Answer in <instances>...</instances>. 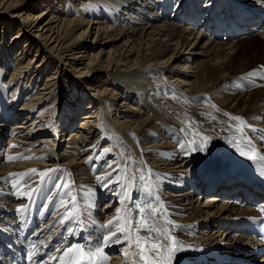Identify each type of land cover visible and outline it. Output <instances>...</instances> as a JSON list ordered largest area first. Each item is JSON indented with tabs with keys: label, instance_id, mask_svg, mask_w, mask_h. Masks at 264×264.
<instances>
[{
	"label": "bare ground",
	"instance_id": "obj_1",
	"mask_svg": "<svg viewBox=\"0 0 264 264\" xmlns=\"http://www.w3.org/2000/svg\"><path fill=\"white\" fill-rule=\"evenodd\" d=\"M22 1L0 0V15L15 17L28 42L12 64L14 53L0 49V245L20 232L30 264L36 259L53 264L57 256L56 264H88L77 249L90 253L98 247V264H133L134 259L144 264L139 256H125L138 251L134 242L122 234L119 243L104 237L121 223L128 227L125 206L133 210L135 228V204L151 203L159 210L162 203L169 216L158 219L157 226L175 221L167 227L184 246L179 264H187L184 255L189 258L194 248L219 246L226 254L252 250L256 237L233 220L259 214L255 201L264 206V185L238 168L242 157L253 165V155L264 161V78L258 75L264 77V0H52L40 13L18 10ZM64 1L70 3L67 9ZM73 11L80 15L73 17ZM115 23L129 24L112 27ZM260 39L258 51L241 56L245 42ZM33 40L44 58L27 62ZM69 52L67 64L80 82L88 83L63 91L66 104L58 105L50 100L59 75H46L42 86L39 82L48 58L62 59ZM95 72L104 79L98 84L87 79ZM19 102H24L20 109ZM79 116L78 130L59 140ZM11 122V129L4 130ZM32 169L37 172L10 175ZM109 173L102 186L98 177ZM207 193L213 195L206 204L193 207ZM233 194L242 198L244 208L233 202ZM102 197L108 201L100 210ZM221 198L228 201L219 206ZM110 220L113 226L102 227ZM212 227L219 233L214 239L208 234ZM140 235L157 236L148 229ZM69 248L72 252L65 255ZM262 251L214 264H264ZM149 254L157 258L155 250Z\"/></svg>",
	"mask_w": 264,
	"mask_h": 264
},
{
	"label": "rangeland",
	"instance_id": "obj_2",
	"mask_svg": "<svg viewBox=\"0 0 264 264\" xmlns=\"http://www.w3.org/2000/svg\"><path fill=\"white\" fill-rule=\"evenodd\" d=\"M58 0H56V2H57ZM245 1V0H244ZM49 2L51 3L52 2V0H24V1H22V5L20 6V8H18V10H20V9H31L33 12H35V13H40L41 11H43L44 9H46L47 8V6L49 5ZM55 2V5H57V3ZM72 3H74V2H72ZM70 3L69 2H67V1H64V3H63V7L65 8V9H67V5H69ZM75 4L76 5H78L79 3H78V1L77 2H75ZM62 9V8H61ZM71 9H73V8H71ZM72 15H74L73 17H78L80 14H79V12L77 11H73L72 12ZM84 18H87L86 16L84 17ZM93 17H89V19H92ZM17 19L14 17V18H12L11 17V15H8V14H4V15H0V49H2V50H4V51H10V52H13L14 53V58L12 59L11 58V64L12 63H14V61H15V59L17 58H15V56H16V54L19 52V49L22 47V46H24V45H26V44H28V42H27V39H26V37H25V35H24V31L22 30V28L20 27V25L17 23V21H16ZM119 23V22H118ZM118 23H115V24H112V27H118V26H120V25H128L129 23H122V24H118ZM131 26L132 25H134V24H130ZM263 25H264V23H263ZM109 26H111V24L109 25ZM87 27V26H86ZM201 31V29H199V32ZM257 31V30H256ZM206 33V32H205ZM198 34V33H197ZM241 34H244V32H241L240 33V35ZM21 35V36H20ZM95 35H96V33H95V31L94 32H92L90 35H89V39H88V41H86V43L88 44V42H89V45H92V42L94 41V38H95ZM97 41V40H96ZM96 41H95V43H96ZM257 41H259V42H257ZM256 42H245V45L246 46H244L245 48L244 49H241V56H243V55H248V54H252L253 52H255L256 50L258 51L260 48H261V46H262V43H261V39L260 40H257ZM14 43H16L17 44V46L16 47H12V45H14ZM33 43H34V45H31V47H32V49H31V47H29L28 46V48H29V52H28V54H27V56H26V61L28 62L30 59H39L40 61L41 60H43V55L42 54H40L39 52H38V48H37V44H36V40H33ZM91 43V44H90ZM227 44V43H226ZM255 45L253 48H252V45ZM95 45V44H94ZM93 45V46H94ZM111 47V44H109L107 47H106V51L109 49ZM251 47V48H250ZM78 51V50H77ZM106 51H105V55H106ZM67 54V55H66ZM65 54V57H63L62 59H60V58H55V57H53V56H51L50 58H48V62H50L49 64V68L48 69H46L47 71H46V73H44V75H43V77L40 79V82H39V86H42V84L44 83V81H45V77H46V75H59V83H58V86H57V88H58V90H56V94H55V96H53L52 97V99L50 100V102H52V103H56L57 104V102H58V105H60V104H66V103H63V101H65L66 99V96L65 95H63V91H65V90H67V89H69L70 87H72L73 85H75V87L74 88H78V87H86L87 86V83L88 82H86V83H82V82H80L79 81V79L78 78H80V75L78 74V73H73V71H72V67H70L71 66V64H67V62H66V59H69V57L70 56H72V52H69V53H66ZM25 55V54H24ZM104 55V54H103ZM89 57V56H88ZM106 57V56H105ZM104 57V58H105ZM250 57V56H249ZM46 59V58H45ZM70 60V59H69ZM86 60L88 61V58H86ZM57 65L59 66V69H60V71H58L57 72V70H56V67H57ZM8 70H12V66H9V69ZM64 73V75L63 76H60V73ZM260 72V71H259ZM261 73L262 72H260L258 75L260 76V77H262V78H264L263 77V75H261ZM91 74H94V71H92L91 72ZM101 74V72H95V75L93 76V77H89V78H87V79H89V82L91 81V83H99V82H102L104 79L101 77V76H99ZM258 75L256 74V77H258ZM77 76V77H76ZM9 74L7 73L6 74V72H5V76H4V80L6 81V80H8L9 79ZM34 83V81H32V79L30 80V82L29 83ZM242 81H239V82H237V85H239V87L237 86V89H239V90H241V83ZM245 84H246V82H244ZM5 86H8L7 84H5ZM8 88V90L6 89V91H8L10 94H12L11 92H12V90L11 89H9V87H7ZM24 88L25 87H23V89H21V90H23L22 91V97H23V99L25 100V93L27 92V91H25L24 90ZM79 90V89H78ZM8 93V94H9ZM9 94V95H10ZM65 96V97H64ZM67 100H68V98H67ZM70 101V100H69ZM120 101H123V100H120ZM24 102H19L18 103V109H20V108H22V104H23ZM127 103H130L129 101H127ZM131 104V103H130ZM233 104H236V103H233ZM235 106V105H234ZM83 113V112H82ZM81 113V115H83ZM31 120H33L32 118H31ZM81 121V119H80V116H79V118H77L76 120H75V123H74V125L71 127V129H69V130H67V131H64V133L62 132V133H60L59 135H58V139L59 140H61V139H65V138H68L69 136H70V134H71V132L72 131H75V130H78V126H79V122ZM15 122H19V120L18 121H15ZM13 122H11V123H9V124H7L6 126L4 125L3 127H5V129L4 130H7V131H9L11 128H9L10 127V124H12ZM9 126V127H8ZM55 131H57L56 129H55ZM45 133H47V132H45ZM58 134V133H57ZM9 135V132L5 135V138L3 137L2 139H4V142H3V145L6 143H8V136ZM43 135H45V134H43ZM7 137V138H6ZM38 138H40V136H38L36 139H38ZM8 140V141H7ZM263 147H264V141H263ZM254 148V147H253ZM211 195H213V194H210V193H207L206 195H202V197L203 198H200L199 199V202L198 203H194V205H193V207H196L197 206V204L199 205V206H203V205H205L206 204V202H207V197H209V196H211ZM235 198V195L233 194L232 195V197H231V199L233 200ZM224 200H227V199H223V198H221V199H219V202H218V205L219 206H221L223 203H224ZM108 201V199H107V197H102L101 198V201H100V203H99V209L100 210H103L104 209V204L106 203ZM228 201V200H227ZM235 207H237V206H235ZM238 208V207H237ZM242 208H244V207H242ZM254 214H256L257 215V213H254ZM8 219H10V218H8ZM210 232L208 233V234H210L209 236L210 237H212L211 239H214V237L213 236H216V235H219V233L218 234H216L215 235V233H217V230L216 229H213V227H212V229H210L209 230ZM238 235H241L242 234V232H236ZM205 235H207V234H205ZM245 244H246V242H245ZM118 249L115 251L116 253H118ZM223 251H230V249L229 248H225ZM107 255V254H106ZM112 255H115V253H112ZM262 255H264V252L263 253H261L260 254V256H262ZM259 256V257H260Z\"/></svg>",
	"mask_w": 264,
	"mask_h": 264
},
{
	"label": "snow or ice",
	"instance_id": "obj_3",
	"mask_svg": "<svg viewBox=\"0 0 264 264\" xmlns=\"http://www.w3.org/2000/svg\"><path fill=\"white\" fill-rule=\"evenodd\" d=\"M264 67V66H262ZM255 74V73H250ZM175 98V97H173ZM234 120L237 121H243L244 118L239 117V116H234L232 117ZM249 127H251L249 125ZM243 131V129H241ZM207 138H205L206 140ZM184 145H181V148H184ZM194 151L196 149H193ZM17 157H10L9 159H16ZM26 158H31V157H26ZM51 171V170H49ZM37 170L32 169L29 170L27 173L23 174H10V175H18V176H26L30 175L32 173H36ZM39 175L43 178L46 173H39ZM111 176L109 173L108 176H105L103 178H99L102 186L106 185V181L108 178ZM140 179H143L141 177ZM15 186V185H14ZM21 195H31V193H20ZM126 196L127 194L124 193ZM135 209H138V213L136 214V227L132 228V215H133V210L131 208H128L125 206L123 209V213L126 214L129 219L127 220L128 227H125L123 223L119 224L117 226V230L115 232H110L108 236L104 237V240L106 242H122L119 237L122 234L124 237L125 241H129L130 243L134 242L137 246L138 251L129 253L125 252V256H139L143 261L144 264H179V259H178V254L182 251H184V246L177 241V238L175 236H171L170 232L171 229L167 227L168 224H173L175 225V221L168 219L166 220L165 224L163 226H157V220L158 219H164L165 217L169 216V213L167 210L164 208L163 204L160 203L159 210L156 207H153L151 203H145L143 206L141 204H135ZM71 216H66L65 219H70ZM118 219L123 220L124 215H118ZM115 223L114 220L108 221L106 225H103L102 227L104 228H109L113 226ZM142 229H148L149 232H155L157 234L155 240H153V237L151 235H140V231ZM163 236L167 238L170 243L168 244H162L160 237ZM151 244V247H145V245ZM164 250L163 252L161 250ZM155 250L156 252V257L154 258L151 256L149 253ZM72 252V249L69 248L66 250L65 255L67 253ZM102 253L101 248H96L94 251H91L90 253H85L83 248L77 249V255L80 257L82 260H87L88 264H92V261L95 260L100 254ZM63 259V257H61ZM72 264H79V261L73 260ZM133 264H139L138 261L135 259L133 260Z\"/></svg>",
	"mask_w": 264,
	"mask_h": 264
}]
</instances>
